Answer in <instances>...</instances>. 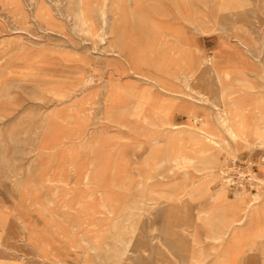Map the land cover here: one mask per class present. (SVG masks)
<instances>
[{
  "label": "rangeland",
  "instance_id": "374dc122",
  "mask_svg": "<svg viewBox=\"0 0 264 264\" xmlns=\"http://www.w3.org/2000/svg\"><path fill=\"white\" fill-rule=\"evenodd\" d=\"M217 2L0 0V264L225 254L165 210L264 264V0Z\"/></svg>",
  "mask_w": 264,
  "mask_h": 264
},
{
  "label": "crops",
  "instance_id": "0c3cea01",
  "mask_svg": "<svg viewBox=\"0 0 264 264\" xmlns=\"http://www.w3.org/2000/svg\"><path fill=\"white\" fill-rule=\"evenodd\" d=\"M0 32H3V30H1V26H0ZM242 221H241V223H242ZM225 222H228V221L225 220ZM183 233H186V234H183ZM201 233L202 234H200L196 231H189V230L187 232H181L182 235H185L182 237L189 239L190 243L191 244L193 243L192 247H194V248H197V245H199L198 239H200V238H203L205 240L211 239V241H209V242L215 243V242H217L216 240L219 239V242H220L221 239L227 238L229 236L231 238V240L225 242V244H224L225 245V248H224L225 249V252H224L225 257L223 258V260L221 258H219L220 260L218 258H215L214 261L211 262L210 264H213V263L214 264H219V263L220 264H232L233 259L235 261V264H242V262H240V256L243 253V248H244V235H245V233H249L248 231L245 232V230H242V229L234 231V232H228V231H223V230H210L209 232L204 231V233L203 232H201ZM252 233H256V232H252ZM257 233H259V232H257ZM225 236H227V237H225ZM210 245H212V244L210 243ZM213 246H214V244L210 248H208V250L214 252L215 248ZM198 248H199V246H198ZM207 251H204V252L208 253ZM228 252H235V254H236L235 258H233V256H231V254H229ZM206 255L207 254H205V256ZM193 259H194V261H198L201 258H199V255H198L197 257H194ZM203 262H205V264L209 263V261H204V260H203Z\"/></svg>",
  "mask_w": 264,
  "mask_h": 264
},
{
  "label": "bare ground",
  "instance_id": "6f19581e",
  "mask_svg": "<svg viewBox=\"0 0 264 264\" xmlns=\"http://www.w3.org/2000/svg\"><path fill=\"white\" fill-rule=\"evenodd\" d=\"M8 1V0H7ZM239 1V0H238ZM5 2V1H3ZM118 2V1H117ZM219 2V0H218ZM217 2V3H218ZM112 3V2H111ZM220 4V3H219ZM246 7V6H245ZM248 8V7H247ZM216 9V8H215ZM214 9V10H215ZM219 9V8H218ZM220 10V9H219ZM247 10V9H246ZM218 11V10H217ZM115 16V15H114ZM103 19V18H102ZM123 23V22H122ZM215 30V29H214ZM105 36V35H104ZM257 56V55H256ZM264 63V62H263ZM214 72V71H213ZM214 74V73H213ZM228 76V74H226ZM215 77V76H214ZM223 78V77H222ZM227 79V78H226ZM263 79V78H262ZM218 83V82H217ZM149 98H147L148 100ZM200 99V98H199ZM210 102L215 105V103L217 102V100H213L212 98L209 99ZM215 101V102H214ZM254 104V103H253ZM156 110V108H155ZM236 110V109H235ZM234 111V110H233ZM166 112V111H165ZM264 114V113H263ZM262 114V116H263ZM261 115V114H260ZM238 117V116H237ZM240 117V116H239ZM263 121V120H262ZM167 124L171 125L169 122H167ZM242 124V123H241ZM230 125V124H229ZM240 126V125H239ZM35 131V130H34ZM192 134V133H191ZM198 135V134H197ZM263 138V136H261ZM245 136H244V140H245ZM240 140V139H239ZM210 144H213V141L207 140ZM182 152H178V154L175 155V158L172 160H168L164 159L161 164H165L167 163V167L173 171L177 170L179 171L180 169H184V165L186 166H191L193 165L191 161H184L183 159V154H181ZM205 154V153H204ZM201 164V163H200ZM158 166V165H157ZM203 169V168H202ZM150 179V178H149ZM258 182L260 183H264V179H257ZM90 186V185H89ZM240 196V195H239ZM250 201L246 204L245 209L246 208H250L254 206V203H252L253 201H256L258 199H260V194H254L251 196V198H249ZM85 208V207H84ZM182 210V209H181ZM178 210H173L172 212H167L166 210L164 211V225H162V230L163 232H171V231H180V232H187L188 230H192V227L190 225V220L189 221H181L182 219L180 218V216L177 214ZM184 211V210H183ZM249 211V210H248ZM250 215H252V213H250ZM152 218V217H151ZM223 222V221H222ZM208 227H210V229H213V227L210 226V224H208ZM132 228V227H131ZM217 230V229H216ZM209 232V231H208ZM178 234V233H177ZM186 234V233H183ZM169 235V234H168ZM252 235V234H251ZM79 236V235H78ZM172 236V235H171ZM245 237V236H244ZM182 240V239H180ZM219 241V240H218ZM185 242V241H184ZM249 242V240H248ZM130 243L134 246H136V244L138 245L137 241L134 240H130ZM193 244V243H192ZM196 244V243H195ZM250 244V242H249ZM186 247V246H185ZM176 248V247H175ZM145 252V251H144ZM153 254V253H152ZM132 255V254H131ZM209 255V254H208ZM225 257V255L223 254V256L219 257L223 260V258ZM148 258V257H147ZM201 258V257H200ZM152 259H154V257H152ZM182 259V258H181ZM220 260V259H219ZM238 260V259H237ZM200 261V259H199ZM217 261V260H216ZM226 261V260H225ZM201 263V262H200ZM214 264V263H213ZM220 264V263H219Z\"/></svg>",
  "mask_w": 264,
  "mask_h": 264
}]
</instances>
